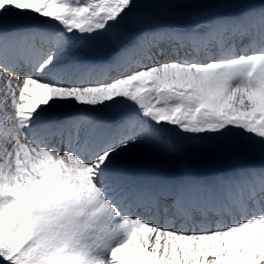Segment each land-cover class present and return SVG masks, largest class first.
I'll return each mask as SVG.
<instances>
[{"label":"snow or ice","instance_id":"6c2138e0","mask_svg":"<svg viewBox=\"0 0 264 264\" xmlns=\"http://www.w3.org/2000/svg\"><path fill=\"white\" fill-rule=\"evenodd\" d=\"M0 264H264V0H0Z\"/></svg>","mask_w":264,"mask_h":264},{"label":"rangeland","instance_id":"374dc122","mask_svg":"<svg viewBox=\"0 0 264 264\" xmlns=\"http://www.w3.org/2000/svg\"><path fill=\"white\" fill-rule=\"evenodd\" d=\"M176 21V17L170 14H165L163 12L159 13H150L148 14L144 20L141 26L143 27H155L159 24L164 23H174ZM129 29L132 28V25L129 23L128 25ZM66 110V109H65ZM67 112L71 113L76 110V108H67ZM180 138L188 145V151H187V159L192 162L196 163H205V164H213L214 160L213 158L206 154L202 153L199 149H197L194 145L191 144V138L185 137L183 134H179ZM247 159L249 161H259L258 156H248Z\"/></svg>","mask_w":264,"mask_h":264},{"label":"bare ground","instance_id":"6f19581e","mask_svg":"<svg viewBox=\"0 0 264 264\" xmlns=\"http://www.w3.org/2000/svg\"><path fill=\"white\" fill-rule=\"evenodd\" d=\"M131 24V23H130ZM131 29V28H130ZM72 108H74V107H72ZM67 110V109H66ZM66 113H68L67 111H65Z\"/></svg>","mask_w":264,"mask_h":264}]
</instances>
